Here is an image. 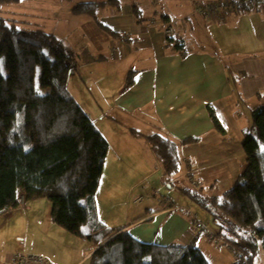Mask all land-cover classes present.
<instances>
[{"label":"crops","instance_id":"obj_1","mask_svg":"<svg viewBox=\"0 0 264 264\" xmlns=\"http://www.w3.org/2000/svg\"><path fill=\"white\" fill-rule=\"evenodd\" d=\"M106 1L109 2L96 11L100 24L85 14L72 16L73 20H78L79 29H86V34L89 32L93 41L102 46L101 50L90 54L88 47L78 48L79 52L66 47L72 58L79 57V53L80 56L87 54L78 65L73 63L72 72H76L77 66L83 69L89 64L98 73L93 78L97 96L91 93V102L84 100L90 111L84 113L91 117L108 144L95 193L98 218L114 229L127 230L139 241L158 245L194 241L202 254L201 248L206 249L218 264H231L237 252L230 245L222 247L223 251L216 248L221 246L194 229L186 211L187 214L177 213L180 206L173 200L166 199L172 208L145 209L119 223L101 216L100 201L123 193L129 184L127 177L131 167L138 162L147 164V159L141 156L147 153L146 145L131 133L132 129L137 130V125L142 134L159 133L177 145L183 170L180 177L188 184L194 179L199 182L198 187L205 186L212 193L218 183L223 182L229 188L237 179L244 167L241 141L243 130L251 123L249 111L258 101L257 93L264 96V50L243 53L238 50L245 45L249 49L244 41H250V36L255 35L254 29L264 25V3L254 10L220 12L217 18H205L193 9L197 4L220 0H165L164 9L157 8L154 0H77L76 4ZM72 8L70 5L66 11L71 12ZM169 14L179 19L173 25V34L167 37L161 19ZM228 31H233L232 35H226ZM258 53L263 55L259 57ZM130 72H134V80L126 89L123 86ZM70 78L67 86L71 94ZM112 81L111 86L104 88ZM71 96L75 99L73 94ZM208 107L213 108L223 134L212 124ZM185 138L196 140L183 143ZM164 184L172 186L169 181ZM181 188L187 187H179V190ZM18 207L27 228L31 227L30 207L25 203ZM7 212L11 210L0 216ZM36 214H33L32 226L42 246L30 247L28 243L24 248L14 243V251L20 247L29 254L43 255L55 264L88 262L94 243L68 233L57 226L50 215L49 219L40 220L35 219ZM14 216L19 219L20 214L14 213ZM44 220L48 223L42 230ZM8 227L13 228L11 217L9 221L0 217V236ZM206 228L202 231L215 232ZM0 247L1 262L10 251L3 250L2 243Z\"/></svg>","mask_w":264,"mask_h":264},{"label":"trees","instance_id":"obj_2","mask_svg":"<svg viewBox=\"0 0 264 264\" xmlns=\"http://www.w3.org/2000/svg\"><path fill=\"white\" fill-rule=\"evenodd\" d=\"M20 1L0 0V5ZM108 2L78 3L71 13L88 15L98 23L96 11ZM72 66L73 58L52 35L23 31L0 18V213L18 207L19 193L24 202L49 200L57 226L95 244L88 264H208L194 241L146 243L99 220L95 193L108 144L68 91ZM133 73H128L124 88L132 85ZM36 78L48 92H38ZM256 97L249 111L250 126L243 130L244 167L237 179L221 195L211 197L200 190L180 189L202 208L211 212L206 205L212 204L222 215L225 226L220 228L229 232L223 239L237 252L231 264H252L259 245L264 251V96ZM208 112L223 134L213 108ZM131 133L138 134L133 129ZM140 136L163 165L162 181H170L180 165L177 145L159 133ZM195 140L185 138L183 143Z\"/></svg>","mask_w":264,"mask_h":264},{"label":"rangeland","instance_id":"obj_3","mask_svg":"<svg viewBox=\"0 0 264 264\" xmlns=\"http://www.w3.org/2000/svg\"><path fill=\"white\" fill-rule=\"evenodd\" d=\"M218 2V1H216ZM77 3V0H21L20 2L11 3L6 2L0 5V18H3L8 23L16 24L20 29L23 31H34V30H41L47 34L52 35L58 42H60L65 48L67 47L72 52L78 51V48H87L90 51V54L93 52H98L101 50V45L95 43L93 38L91 37L90 33L86 34V29H79L78 20H73L72 16H79L73 15L71 12L66 11V8L70 5L74 6ZM215 3V2H212ZM205 4V3H204ZM157 8L164 9L165 6L162 3H156ZM199 5V4H197ZM194 6V12L195 7ZM123 17V16H122ZM176 19L178 17L174 16ZM206 18V17H205ZM79 19V18H78ZM255 35L250 36V41H244L250 47L245 45L244 47L240 48V52H246L248 50L252 51H263L264 50V25L260 24L259 27L254 29ZM233 31H228L226 35H232ZM172 34H173V27H172ZM190 36H192L190 34ZM45 52V51H44ZM79 52V51H78ZM261 57L263 54H257ZM87 54L84 53L82 56L73 57V63L78 65V62H81L83 57H86ZM1 72L4 74V70L1 64ZM98 75L95 69H92L91 66L88 64L83 69L77 66L76 72H70V91L72 92L75 100L79 103L81 108L84 110L86 114L90 113L89 107L85 104V99L87 102H91V93L95 96L96 89L93 84V78H96ZM114 81L110 82L107 85H104V88L107 86H111ZM35 88L38 90L39 93L44 94L48 92L46 89H41L38 84V78L35 80ZM84 95V99H83ZM91 118V117H89ZM135 125V124H134ZM139 126L137 125L136 131L137 139H141L142 143L147 147V153L142 154L147 159V164H139V162L131 167L130 176L127 177L129 179V184L125 186V190L123 193H117L114 196H110L108 199H104L100 201V214L102 217L107 216L111 218L114 222H122L124 220H128L132 216H136L139 213H142L145 209H155L157 207L163 208L161 203H164L166 199L173 200V202L180 206L181 210L177 213L180 214H187L189 211L193 214L198 215V220L202 222L203 226L207 230L208 229L214 230L217 237L220 239L219 241H210L213 244H219L221 247H216L221 251L224 250L225 245H230L227 243L223 238L226 236L228 237V233L224 228H220L221 225L225 226L224 219L219 211L212 206V204H207L206 207L208 210L213 212L207 211L206 209L202 208L195 202L188 199L183 193L180 192L179 187H187L191 190H200L203 195L211 197L212 195H221L224 190L229 185H224V183H218L217 187L213 190L214 192L209 193L207 187H198L199 182L190 179V183L188 184L184 177H180L182 174V165L180 164L176 173L170 176L169 182L172 186L165 185L164 182L161 181V177L163 175V165L158 159L154 149L152 148L149 142H145L140 135H144L143 131L139 130ZM140 132V133H139ZM149 134V133H147ZM147 136V135H146ZM110 142L112 139H109ZM138 141V140H134ZM147 141V140H146ZM149 145V147H148ZM237 164V163H236ZM192 174L188 171V176ZM145 177L146 180H142L141 178ZM177 178V180H176ZM195 182V184L193 183ZM225 186V187H224ZM132 192V194H130ZM140 199V200H138ZM183 200V202H181ZM27 207H30V211L28 212V217H30V225L27 228V223L25 218L22 216L23 212L20 208L12 209L11 212H7L5 214H1L0 217H3L6 221H9V217H11L13 221V228L6 229L3 234L0 236V243L3 244L5 247V251H10L11 255L14 251L13 244H20L23 245L24 248L28 243H30V247H37L42 246V244L35 238V234H38L36 230L32 226L33 222V214H36L34 217L35 219L43 220L49 219L50 211H51V202L47 199H39L33 200L29 202H24ZM186 206V207H184ZM19 210V212H17ZM187 213H186V212ZM14 213H19L20 217L17 219L14 216ZM175 214V212L173 213ZM189 215V213H188ZM99 220L108 228H112L106 225L100 218ZM15 222V223H14ZM48 221L44 220L41 229H45ZM193 223V222H192ZM206 230L199 229V232L205 235L207 232ZM213 232V231H212ZM221 233L218 236V233ZM2 236H4L2 238ZM41 239L42 236L40 235ZM206 237V236H205ZM2 238V239H1ZM20 238V240L15 241L14 239ZM147 238L150 237H145ZM203 239V238H202ZM203 241L210 245L209 242H206L204 239ZM146 243H152L148 241H142ZM198 246V245H197ZM200 246V244H199ZM201 247V246H200ZM199 248V247H197ZM17 249V248H16ZM15 249V250H16ZM200 249V248H199ZM26 250V249H25ZM203 255L208 262V264H218L217 259L212 257V255L206 251V249H202ZM27 251V250H26ZM25 251V252H26ZM31 251V248H30ZM0 252L2 249L0 247ZM12 252V253H11ZM28 253V251L26 252ZM32 255L39 256V254L31 253ZM43 256V255H41ZM45 257V256H43ZM48 259L47 257H45ZM52 262L50 259H48ZM0 263H3L1 261ZM55 264L54 262H52ZM79 264H88V262L81 261ZM230 264V263H226ZM252 264H264V251L262 247L259 245L257 248L256 256L252 262Z\"/></svg>","mask_w":264,"mask_h":264},{"label":"built area","instance_id":"obj_4","mask_svg":"<svg viewBox=\"0 0 264 264\" xmlns=\"http://www.w3.org/2000/svg\"><path fill=\"white\" fill-rule=\"evenodd\" d=\"M165 0H154L155 3H162L164 4ZM260 3H264V0H220L215 3H205V4H199L195 7V13L206 17V18H217L219 16L220 12L224 13H230V12H237L239 9H249L254 10L256 6ZM163 22V33L169 37L172 35V27L174 23L177 21V19L170 15L166 19H161ZM155 21H152L151 23H154ZM195 184V182H193ZM140 200V199H138ZM17 204L19 206L24 205V197L22 193H19L16 198ZM161 206L163 208H168L169 204H167L165 201L164 203H161ZM180 210L181 208H177ZM189 216L193 220V227L196 230L203 229L202 223L197 220L196 215L188 212ZM205 236L210 241H219L220 239L217 237V235L211 231H207L205 233ZM0 264H53L45 257L39 255H32L29 253H26L22 248L18 247L11 255H9L3 263Z\"/></svg>","mask_w":264,"mask_h":264}]
</instances>
